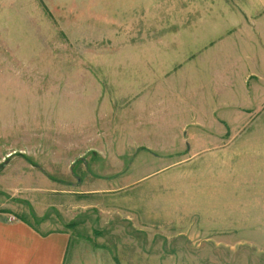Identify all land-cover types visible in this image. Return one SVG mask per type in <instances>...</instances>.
I'll list each match as a JSON object with an SVG mask.
<instances>
[{"label": "rangeland", "instance_id": "374dc122", "mask_svg": "<svg viewBox=\"0 0 264 264\" xmlns=\"http://www.w3.org/2000/svg\"><path fill=\"white\" fill-rule=\"evenodd\" d=\"M207 1L0 0V213L80 220L118 264H264L251 81L239 107L216 109L220 125L191 123L182 138L175 119L207 101L208 74L188 69L202 47H179L177 69L149 84L139 63L182 40L174 25L203 19L184 9Z\"/></svg>", "mask_w": 264, "mask_h": 264}, {"label": "crops", "instance_id": "0c3cea01", "mask_svg": "<svg viewBox=\"0 0 264 264\" xmlns=\"http://www.w3.org/2000/svg\"><path fill=\"white\" fill-rule=\"evenodd\" d=\"M184 10L186 20L196 15L203 19L200 22L196 20L198 23L175 24L174 27L178 28L173 30L183 32V39L169 40L168 46L163 47H168V50L163 53H160V49L155 51L154 46L150 57L154 54L157 57L139 61L143 66L151 64L140 68L146 73L144 82L149 84L158 77L165 78L177 69V64H173V67L170 58L179 47H202L190 56L188 69L194 75L208 74L205 89H198L199 93L207 97V101H203L205 106L201 110L192 109V122L183 117L175 119L173 127L180 129L176 135L178 137L180 134L182 138L183 129L191 123L207 127L220 125L215 115L216 109L239 107L235 96L245 90L243 84L246 82L251 81L252 89L259 97L258 105L253 111L258 112L264 107V0H208L201 8L191 5ZM143 56L146 58L144 51ZM202 62L208 63L207 66L201 65L203 71L198 68ZM191 74L187 77L192 76ZM220 75L222 79L216 85L214 79H219ZM210 82L216 87L210 88ZM192 84L197 85L195 80H192ZM240 112V109L232 112L234 123L239 121ZM202 119H205V124H202ZM205 136L212 137L211 140L215 143L224 137L221 131L207 132ZM2 211L0 264H118L105 245L77 229L81 224L80 220L72 221L75 222L73 227H69V223L62 227L55 224L57 218L46 216L45 213L35 214L34 223L25 216L12 215L10 210ZM9 215L14 219L9 220Z\"/></svg>", "mask_w": 264, "mask_h": 264}, {"label": "trees", "instance_id": "16d2710c", "mask_svg": "<svg viewBox=\"0 0 264 264\" xmlns=\"http://www.w3.org/2000/svg\"><path fill=\"white\" fill-rule=\"evenodd\" d=\"M34 217H36V215L33 214ZM23 218V217H22ZM24 219V218H23ZM73 225H75V222H71L68 224L69 227H73Z\"/></svg>", "mask_w": 264, "mask_h": 264}, {"label": "built area", "instance_id": "2783aa9c", "mask_svg": "<svg viewBox=\"0 0 264 264\" xmlns=\"http://www.w3.org/2000/svg\"><path fill=\"white\" fill-rule=\"evenodd\" d=\"M14 219V218H13Z\"/></svg>", "mask_w": 264, "mask_h": 264}]
</instances>
